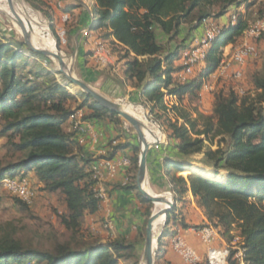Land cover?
I'll use <instances>...</instances> for the list:
<instances>
[{
  "label": "trees",
  "instance_id": "trees-1",
  "mask_svg": "<svg viewBox=\"0 0 264 264\" xmlns=\"http://www.w3.org/2000/svg\"><path fill=\"white\" fill-rule=\"evenodd\" d=\"M25 1L33 4L35 0ZM91 1L95 3L91 31H105L99 38L110 42L111 54L123 77L121 85L125 92L128 86L139 92L143 104L150 105L151 115L166 135L167 144H161L166 153L161 174L151 183L157 185V179L166 180L175 208L168 215L159 242V260L169 226L191 228L182 214L191 193L208 222L192 228L211 225L229 244L234 240L230 232L237 228L242 231L239 248L243 250L244 263L264 264V61L261 72L252 80L256 99L241 100L234 91L217 93L212 115L205 118L196 109L197 117L193 118L186 105L188 98L199 96L206 80L218 72L223 49L242 42L249 25L240 9L252 8L260 0ZM232 7L237 9L235 23L221 28L210 44L204 64L186 81H181L185 68L180 60L189 47L184 42L174 49H166L158 41V33L166 36L167 44H171L186 26L183 38L186 41L204 21L220 19ZM79 8L82 6L68 5L65 12L69 14ZM259 8L260 14H264V6ZM85 57L86 53L80 52L82 62ZM31 60L35 61L34 65ZM43 63L52 65L48 57L32 51L25 43L7 44L0 38V140H7L4 145L7 157H0V185L6 176L34 172L42 183V191L64 197L67 212L59 218L73 232V238L64 242L56 240L50 249H40L24 246L10 232L3 233L0 264H139V240L77 238L86 213L95 214L101 200L95 191L93 159L84 152L78 133L65 128L78 111H83L84 121L110 119L121 126V133L127 131L125 122L91 96L69 93ZM86 73L94 75L90 70ZM166 96L176 98L179 104L168 106ZM69 100L76 101L77 107L68 103ZM170 113L176 118L169 117ZM200 118L205 120L201 130L198 129ZM210 138H220L215 151L205 145V141H213ZM222 144L224 147H220ZM124 146L111 143L106 158L110 159ZM135 150L139 152V148ZM197 155L204 157L200 163L215 170V178L221 170L226 171L225 179H213L208 168L194 169L186 177L179 175L186 171V166L191 169ZM137 170L138 156L131 177L134 184L131 188L138 190ZM140 196L144 203L150 204ZM16 199L29 212L30 206ZM151 214L148 208L147 219ZM236 254L237 250H232L229 264H241Z\"/></svg>",
  "mask_w": 264,
  "mask_h": 264
},
{
  "label": "rangeland",
  "instance_id": "rangeland-1",
  "mask_svg": "<svg viewBox=\"0 0 264 264\" xmlns=\"http://www.w3.org/2000/svg\"><path fill=\"white\" fill-rule=\"evenodd\" d=\"M21 1L24 4L26 3L25 5L33 14L38 16L40 15V18L42 21H44L51 36L57 39L60 50L65 57V61L67 62L68 68H72V72L77 78L89 83L93 88L99 92H102L111 100L116 101L119 104L129 103L142 106L149 114V117L158 125L163 133L162 140L159 142V144H165L167 142L162 126L157 123L151 115L149 108L150 105L143 104V101L139 96V92L137 90L135 92H128L129 90H127L128 93H125L124 88L120 83V81L123 79L121 70L119 71V68L115 64V60L112 59V65H105L103 62H101V60L92 59L91 56H88V53H93V51L97 48L98 43H102V45H104L105 48L111 52L110 42L101 40L99 38L105 34V31L95 32L93 35H91L90 30L83 29L82 33H80L79 37H77L78 33L73 32L75 29H77L75 27L76 15L73 13V10L68 12L69 19H64L65 15H67L65 11L67 10L68 5L84 7L83 5H79L77 0H35L33 4L28 3L25 0ZM81 1L86 3L89 7H94V3L91 0ZM262 6H264V2ZM259 9V7L252 8L247 12L248 14L246 15L249 26L253 25L262 16L263 13L260 14ZM49 16H51L52 21L50 20ZM186 33L187 28L184 26L180 37L173 43L167 44V37L159 32L158 41L166 49H174L176 45L183 44L184 42L186 43L187 47H189V49L195 48L205 36V25L203 31L200 34L193 32L191 36L187 37L186 41H183V38L186 37ZM81 36L84 37L83 39H89L91 41L86 48H83V40ZM0 38H2L7 44L13 41L18 43H25L24 41H26L32 48L40 50V46L34 40L30 39L23 32H21L19 28L16 27L15 23H13L2 12H0ZM251 43L257 48V56L250 58L247 64L243 67L242 78H234L233 73L236 67L232 66L225 75L220 77L211 76L209 79H207L205 84L209 88H204L202 91H200V96H192L188 98L189 101H187L188 103L186 105L187 109L191 112V114H193V118L197 117V114L194 112L195 109L198 110V112L204 118L211 116L214 107L215 94L220 92L228 94L229 92L234 91L239 95L241 100L246 101L257 98V93L252 89V80L254 76L261 72L262 69V64L264 61V34L260 39L252 40ZM82 51L86 53V60L84 62H82L83 60L80 58V52ZM30 63L31 65H34L35 61L31 60ZM43 65L44 67H48L47 69L54 73L57 81L60 82L69 91V93L75 95L78 93H83L79 88H76L71 83H68L64 75L56 71L57 66L54 61H52L51 66H47L45 63H43ZM200 67L201 66H198L196 68L199 69ZM86 70H90L92 73H94V75L87 76ZM78 100L81 101L80 98H78ZM68 103H70L75 108L78 104L74 100H69ZM169 117L172 119L176 118L172 113L169 114ZM204 118L199 119V130L203 129L205 125ZM125 126L128 131L136 135L134 128L130 124L125 122ZM202 138L205 137L203 136ZM210 139L213 141L207 140L205 141V145L207 147H211L214 151L217 150L220 138ZM6 141V139L0 140V157H5L7 155V150L4 146ZM220 147H224V144H222ZM195 157L197 162L192 163L191 169L186 166V171L180 172L179 175L186 177L192 173L194 169L206 167L212 171L213 179L219 181H223L225 179L227 175L226 171L221 170L217 178H215V170L205 166L203 163H200L204 160L203 155H197ZM9 159L11 158L9 157L8 160ZM13 176L17 178L19 177L15 174ZM151 188L153 190L152 192L156 195H169L166 186V180L164 178L157 179V185L152 184ZM16 198L17 197H15L11 192L0 185V236L3 235V233L5 234L10 232L13 234L15 239L20 240L24 246H32L40 249H50L56 240L64 242L70 241L73 238V232L69 229H66V227L60 221L59 216L61 214L59 211H62V208L59 204V201L47 202L42 200L38 204L36 202V191V198L33 204L30 206L28 212L24 207H22V205H19L16 202ZM148 208L151 209L152 213H154V205L152 203L148 205ZM183 213L184 212H182V214ZM87 222V220L85 223L83 222L81 228L78 230L77 238H95L92 234H89L86 228ZM145 232L146 229L144 228L139 239V244L137 245L139 264L141 263L143 255ZM158 257L159 253L157 255L156 264H162V261H160Z\"/></svg>",
  "mask_w": 264,
  "mask_h": 264
},
{
  "label": "crops",
  "instance_id": "crops-1",
  "mask_svg": "<svg viewBox=\"0 0 264 264\" xmlns=\"http://www.w3.org/2000/svg\"><path fill=\"white\" fill-rule=\"evenodd\" d=\"M263 2L264 0H260L258 4L252 8L260 7ZM90 8L92 10L84 7L73 10V13L76 15L75 27L77 28V37H79V34L82 33L83 29H90L91 35L97 32L91 31L93 26V8ZM252 8L244 9L242 7L240 10L247 17V12ZM236 10L237 9L235 7H232L227 15L221 17L220 19L210 21L222 28L223 26L232 23V17L236 16ZM203 28L204 24L195 30L194 33L200 34L203 31ZM83 36H81L83 40L82 44L83 48H86L91 41L89 39H83ZM232 48H234V46L230 44L225 47L223 51L227 53L228 51H231ZM112 59L115 60L113 56ZM177 64H179V62L175 63V65ZM127 90H129L128 92L136 91L130 86L126 88V91ZM128 92L125 93L127 94ZM165 102L168 106L179 104L178 100L171 96H166ZM85 125L87 129L84 135V143L81 146L83 147L84 152L88 156L92 157L93 163L91 166L92 168H96L98 172L95 189L106 191L109 198L106 202L101 201L99 210L95 214L86 213L84 218V223L86 220L88 221L86 228L89 234H92L95 238L102 241L115 239H126L128 241L139 240L144 228L146 229L149 220L146 216L148 205L143 202L139 189L137 190L131 188L134 186L131 180L134 170V160L137 156L139 157L140 153L139 139L137 135L128 130L121 133V126L115 125V123L110 119L86 120ZM65 128L69 132L74 131L72 119L67 122ZM111 143L123 144L125 146L115 152L110 159H107L106 157L111 151ZM161 144L165 145L167 142L165 144ZM161 144L152 147L147 155V172L151 185L153 179H155V177H159L161 174L160 170L162 161L166 155ZM135 148H139L138 153ZM124 159H129L131 161V165L129 167L118 168L115 174H111L104 164L106 160H111L117 163ZM15 175L19 176L18 178L28 180L33 188H35L37 191L36 202L38 204L42 200L47 202L59 201L62 208V211H59V213L63 214L67 212L64 197L59 193H47L42 191V183L37 179L34 172H30L27 175L21 172ZM187 199L189 202L183 205L182 211L184 212L186 223H188L191 228L185 229L181 226L173 224L169 226L168 235L162 242L163 252L160 260L162 261V264H185L182 257L173 250L171 245L172 238L176 234L182 235L203 258V261H205L206 253L210 247L221 249L229 245V243L221 236L210 246L202 242L201 237L193 231L194 228L192 227L205 223L207 224V219L205 218L203 212L195 204L191 193L188 194ZM230 235L234 239L242 240V231L237 228L232 229Z\"/></svg>",
  "mask_w": 264,
  "mask_h": 264
},
{
  "label": "built area",
  "instance_id": "built-area-1",
  "mask_svg": "<svg viewBox=\"0 0 264 264\" xmlns=\"http://www.w3.org/2000/svg\"><path fill=\"white\" fill-rule=\"evenodd\" d=\"M65 20L69 19V15H65ZM236 16L232 17V23H235ZM205 25V36L197 45V47L187 50L180 62L184 66L185 70L180 75L181 81H186L191 75H193L194 70L198 66H202L206 60L207 52L210 47L211 42L219 34L221 27L206 20L203 22ZM264 34V14L251 26H249L244 32L242 42L236 47L232 48L231 51L227 53L223 51V59L221 66L216 74V76H223L227 71L235 66L236 69L233 73L234 78L240 79L243 76V67L247 64L250 58L257 56V48L251 43L252 40L260 39ZM92 59L101 60L105 65L112 64V54L108 51L102 43L97 44V48L91 54ZM204 88H209L206 84ZM83 111H78L72 116V124L74 130L78 133V141L82 145L84 143V135L86 133V125L83 120ZM105 166L108 168L111 174H115L117 169L120 167H129L131 161L129 159H124L119 162H114L111 160H106L104 162ZM95 172V178L97 177V169L93 168ZM1 186L6 188L15 197L19 198L29 206H31L36 198V190L32 187L31 183L22 178H17L14 176H6L2 182ZM97 197L103 202L108 201V194L104 190H96ZM193 231L197 233L202 242L206 245L213 244L217 239L220 238L217 230L211 226H205L202 228H194ZM242 240L234 239L232 244L218 249L210 247L206 253L205 261L207 264H229L228 259L231 255L232 250H237L236 258L245 264L243 261V250L239 248V244ZM173 250L182 257L185 264H200L203 262V258L197 253V251L186 241V239L180 235L176 234L171 241Z\"/></svg>",
  "mask_w": 264,
  "mask_h": 264
},
{
  "label": "water",
  "instance_id": "water-1",
  "mask_svg": "<svg viewBox=\"0 0 264 264\" xmlns=\"http://www.w3.org/2000/svg\"><path fill=\"white\" fill-rule=\"evenodd\" d=\"M79 2V5H83L85 8H88L91 10V8L84 3L81 0H77ZM8 5L11 9V11L15 12L14 10V5L13 1L9 0ZM33 14V13H32ZM93 21L92 25L95 23L94 19V13H92ZM90 30V29H88ZM51 35V34H50ZM52 37V36H51ZM52 39L55 41V47H56V53H55V58H57L58 63H59V69L56 68V71L64 75V77L67 79L68 83H71L73 86L76 88H79L83 93L91 96L94 101L99 103L102 107L108 109L112 113H116L118 116H120L126 123L130 124L135 132L136 135L139 139V144H140V153L138 157V170H137V176H136V184L137 187L142 194V196L150 203L154 205V203H161L165 205V208L160 211L159 213H152L151 217L148 220V224L146 227V232H145V241H144V248H143V255L142 259H148L150 256V248L152 244L154 243L155 239V223L160 219L164 218L165 222L164 225L161 229V232L157 235L156 242L153 244V253L150 257V264H156V259L157 255L159 253V242L163 236L164 229L167 224V218L168 215L174 210L175 208V201L171 195H168L172 203L165 202L159 198H157V195H153L151 192L153 191L150 185V181L148 178V172H147V155L149 150L158 145L159 142L155 143H150L147 139L146 133H148L147 127L137 118L129 114L128 112L121 110L117 104L116 101L111 100L108 96L103 94L102 92H99L95 88H93L89 83L75 77L72 72V68L69 69L67 62L65 61V57L63 53L60 50L59 43L57 39L53 38ZM25 44L31 49L32 51L36 53H40L48 58L51 59V55L45 51H40L37 49L32 48L26 41H24ZM69 71V72H67ZM206 168V167H205ZM146 186L150 188V191L146 189ZM141 264V263H140Z\"/></svg>",
  "mask_w": 264,
  "mask_h": 264
},
{
  "label": "bare ground",
  "instance_id": "bare-ground-1",
  "mask_svg": "<svg viewBox=\"0 0 264 264\" xmlns=\"http://www.w3.org/2000/svg\"><path fill=\"white\" fill-rule=\"evenodd\" d=\"M8 1L9 0H0V12L5 14V16H7L13 23H15L16 27L19 28L21 32H23L30 39L34 40L40 46V51L49 53L51 55V60L54 61L57 66L56 68L59 69L58 60L54 56L56 53L55 41L52 39L50 32L44 21H42V19L40 18V15L38 16L36 14H32L30 9L25 5L26 3L24 4L21 0H11L13 1L15 10V12H13L8 5ZM117 104L121 110L128 112L129 114L140 120L147 127L148 133H146V136L150 143L160 142L162 140V131L160 130L158 125L149 117V114L142 106L129 103ZM146 189L150 191V188L148 186H146ZM151 193L154 195L153 192ZM157 198L165 202L172 203V200L168 195H157ZM164 208L165 205L161 203H154L155 214L159 213ZM164 222L165 219L162 217L154 225V243L156 242L157 235L161 232ZM153 244L150 248L149 258L142 259L141 264H150V257L153 253Z\"/></svg>",
  "mask_w": 264,
  "mask_h": 264
}]
</instances>
